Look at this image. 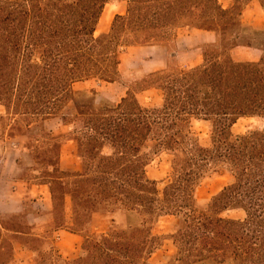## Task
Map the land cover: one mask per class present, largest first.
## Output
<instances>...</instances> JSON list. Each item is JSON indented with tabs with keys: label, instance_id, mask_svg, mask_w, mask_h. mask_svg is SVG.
<instances>
[{
	"label": "trees",
	"instance_id": "16d2710c",
	"mask_svg": "<svg viewBox=\"0 0 264 264\" xmlns=\"http://www.w3.org/2000/svg\"><path fill=\"white\" fill-rule=\"evenodd\" d=\"M111 1L0 0V138H30L32 163L24 178L49 186L54 228L83 236L78 255L67 260L47 238L0 223V264H14L16 241L35 253L31 264H157L152 258L165 239L175 252L158 264H264V31L242 23L253 0H232L228 8L220 0H126L127 11L97 35ZM188 27L216 36L200 45L203 62L194 67H183L176 56L177 37ZM148 45L167 46L168 65L126 79L128 50ZM237 47L263 54L238 60ZM90 80L121 83L126 94L117 103H98L75 90ZM153 90L161 105L142 104L138 94ZM71 102L75 114L67 115ZM59 116L72 127L65 133L47 126ZM240 120L258 124L237 133ZM196 121L210 127L207 144L194 131ZM68 140L76 143L78 171L61 165ZM161 154L171 169L162 190L148 175ZM213 172L227 182L202 204L198 189ZM121 212L139 222L121 228ZM95 213L111 215L112 222L89 234ZM163 216L177 220L166 237L153 232ZM6 236L9 252L2 247Z\"/></svg>",
	"mask_w": 264,
	"mask_h": 264
},
{
	"label": "rangeland",
	"instance_id": "374dc122",
	"mask_svg": "<svg viewBox=\"0 0 264 264\" xmlns=\"http://www.w3.org/2000/svg\"><path fill=\"white\" fill-rule=\"evenodd\" d=\"M222 5L230 6L231 0H220ZM127 4L126 0H112L105 8L103 16L100 21L99 29L97 31V35L103 32L109 31L112 21L116 14L121 13L124 14L127 11ZM247 7V6H246ZM260 9L259 4L257 1H253L247 7L244 17L243 23L250 28H255L258 30L264 29V21L263 15ZM263 17V18H262ZM180 42L179 47L182 50V54H179L178 61L179 64L181 63L182 66H192L194 64H200L203 61L201 56V51L195 49V47L203 41L206 37L201 34L197 33L193 30L186 29L180 33ZM150 54H153L155 57L154 60L146 61ZM237 56L239 58H251L257 59L260 56V52L251 49H241L237 52ZM165 53L163 48H153L147 50H136L133 51L131 49L128 50L127 54L124 57L123 61V69L126 76L128 78L140 77L144 72H148L150 70L156 69L165 63ZM141 64H145V68L141 67ZM133 68V69H132ZM129 70H135L134 76L129 72ZM133 76V77H131ZM75 90L80 92H86L89 96H95L97 102L99 103L103 99H108L113 103H117L121 100L123 96L126 94V87L121 83H101L97 80H90L81 83H77L75 85ZM138 98L142 104L147 106H160L162 103V95L159 91L153 90L150 92H142L138 94ZM82 100H85L82 99ZM65 114L73 115L75 114V104L71 102L67 108L65 109ZM5 110L2 106H0V114H4ZM257 125L258 122L255 120H240L234 127V131L239 133L242 131H246L249 129L250 125ZM47 126L49 129L54 131L55 133H65L70 128L63 125L62 117H55L50 119L47 122ZM72 128V127H71ZM194 131L198 135L202 144H207L209 142V135H210V127L207 123L203 121H196L194 123ZM1 140H6L8 138H0ZM17 140H27L30 141V138L16 136ZM33 138H31V141ZM5 147L4 156L5 161H7L5 165L9 164L10 160H14L17 157V149L10 145V142L3 143ZM1 149V148H0ZM23 153V163L22 169L19 170L18 174L21 177H24L27 173L26 168L30 166L29 164L32 163L31 156L24 152ZM61 159L63 166L66 167H74L79 168L81 159L76 154V146L75 144L70 141L68 142L62 149ZM2 160H0L1 163ZM7 167V166H5ZM170 161L169 157L166 154H161L157 156L152 163L148 166V175L156 180L159 181V189L165 186L164 179H166L170 173ZM30 173V172H29ZM31 174V173H30ZM35 174V173H34ZM29 175V174H28ZM227 176L222 174L221 172H213L206 176L201 186L198 189V198L202 204H206L211 200V198L219 192L227 182ZM4 208H0L2 210ZM226 215L229 216H242L241 212L237 211H230ZM0 222L4 225V227H8L10 229H17L21 228L26 230V223L24 216H1ZM112 222V217H102L100 220H97L95 228L92 227L89 234H95L104 232L108 229L109 225ZM117 222L121 228H126L129 224H136L138 223V217L135 215H130L126 212H121L117 216ZM176 218L172 216H163L160 218L158 223L155 225L153 232L160 236H167L168 234L173 232L174 226L176 224ZM53 242H55L54 237L52 236ZM10 238L4 237V241L2 247L4 248V252H9L10 249ZM55 249L60 252L61 248L59 249V244L55 243ZM79 248H72L70 251L64 249L65 253L62 254L65 259L70 260L74 258L79 253ZM175 252V248L173 243L169 239L164 240L163 246L154 254L152 261L154 263H161L167 262L168 258Z\"/></svg>",
	"mask_w": 264,
	"mask_h": 264
},
{
	"label": "crops",
	"instance_id": "0c3cea01",
	"mask_svg": "<svg viewBox=\"0 0 264 264\" xmlns=\"http://www.w3.org/2000/svg\"><path fill=\"white\" fill-rule=\"evenodd\" d=\"M253 1H257L263 13L262 15L264 17V9L260 5V2L258 0H253ZM250 3L247 5V7L250 5ZM231 4H232V0H231ZM224 7L228 8L230 6H224ZM247 7L245 8L243 12V17H244ZM243 17H242V21H243ZM263 21H264V18H263ZM243 26L250 28L249 26H246L244 23H243ZM186 29L193 30L197 33H201L206 37L203 41H201L195 47V49L197 50L201 51L200 49L201 44L208 43V42H214L216 40V36L212 32L192 29L190 27ZM252 29H255V28H252ZM255 30H258V29H255ZM258 31H264V29L258 30ZM180 33L177 37V42H176L177 48L179 51L176 54L177 58L179 57V54H182V50H180V47H179ZM153 48H163L164 49V53L166 56L165 63H163L162 66L156 69L150 70L148 72L165 68L168 65V61L170 59L169 48L165 45H148V46H139V47L130 48L133 51L147 50V49H153ZM241 49H251V50L259 51L260 56L257 59L239 58L237 56V52ZM232 53L234 57L238 60L257 61L261 58L263 51L261 49L252 48V47H237L233 49ZM201 56L203 58L202 51H201ZM154 58L155 57L153 56V54H150L149 57L146 59V61L154 60ZM141 65H142L141 67L144 70L145 64H141ZM196 65H199V64H194L192 66H187V67H194ZM183 67H186V66H183ZM148 72H144V73H148ZM69 128L71 129V127ZM6 140L7 142H10V145L12 144V146H14L17 149V157L13 161L10 160L8 165H5L7 164L6 163L7 161H5V156L3 154L5 151V147L3 146V143H6ZM6 140L0 139V148H1L0 149V160H2L0 163V208H4L0 210V217L1 216H6V217L7 216L9 217L10 216H24L25 223H26L25 231L31 233L34 236L47 238L54 246H56L55 243L59 244L60 245L59 249L61 248L59 252L60 254L65 253L64 249L70 251V249L72 248L76 249L78 248V246L81 247V244L83 242V236L81 234L74 233L70 231L67 227L54 228L55 221H54V213H53V199H52V194L50 192L49 186L47 184H37L33 181H30L28 179H25L24 177L19 176L18 171L22 169L23 160H22V163H19L18 160L23 159V157L25 156V155L22 156V153H23L22 149H24V152L27 151V153L29 154V151L27 148L28 141L27 140H17L16 141L13 138H8ZM70 141H72L76 146V143L74 140H68L63 145V147ZM76 154H77V147H76ZM60 161L64 169H73L75 171H78L81 169V162H80L79 168H74V167L72 168V167L63 166L62 159H60ZM72 214H73L72 213V201L70 197H67L66 198V220H67L68 225L71 224L72 222ZM109 216L111 215L95 213L93 216V226L92 227L95 228L97 220H100L102 217H109ZM3 231L8 232L9 230L3 228ZM11 232L12 231H10V233ZM52 236L54 237L55 242H53ZM79 251H80V248H79ZM14 254H15L14 264H31L34 261V257H35V253L30 248H28L23 243H21V241H16L14 243Z\"/></svg>",
	"mask_w": 264,
	"mask_h": 264
}]
</instances>
